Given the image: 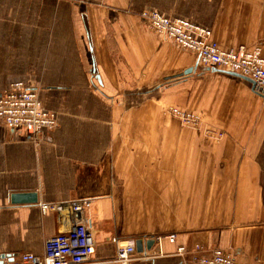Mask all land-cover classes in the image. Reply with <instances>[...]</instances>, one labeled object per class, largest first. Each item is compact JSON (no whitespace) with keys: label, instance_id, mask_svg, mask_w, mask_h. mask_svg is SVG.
Returning a JSON list of instances; mask_svg holds the SVG:
<instances>
[{"label":"crops","instance_id":"1","mask_svg":"<svg viewBox=\"0 0 264 264\" xmlns=\"http://www.w3.org/2000/svg\"><path fill=\"white\" fill-rule=\"evenodd\" d=\"M148 10L264 56V0H0V96L23 82L57 119L36 136L0 123L6 264L44 255L79 218L74 202L95 241L83 264H121L114 236L168 234L175 243L155 241L129 264H183L177 247L196 243L264 264V97L153 31ZM169 106L197 111L200 128L166 116ZM16 193L37 202L15 204Z\"/></svg>","mask_w":264,"mask_h":264},{"label":"built area","instance_id":"2","mask_svg":"<svg viewBox=\"0 0 264 264\" xmlns=\"http://www.w3.org/2000/svg\"><path fill=\"white\" fill-rule=\"evenodd\" d=\"M141 16L147 19L150 28L156 33L173 41L184 50L194 53L199 63L209 69L224 72L239 73L251 78L258 93L264 92V56L259 46L253 49L223 48L211 39V31L201 25L183 18H170L158 11H143ZM170 114L180 120L183 126L199 127L202 115L189 109L169 106ZM0 123L11 129H24L30 135L53 129L57 119L52 111L45 109L33 87H27L23 82H15L4 95L0 96ZM50 206H43L47 211ZM51 208L64 211L63 204L52 205ZM76 218L72 227L46 243V252L42 256L27 252L22 253L7 264H83L91 259L95 250V241L91 227L81 217L84 210L83 202L72 203ZM176 242V234L160 235L154 238ZM116 246V260L121 264H129L136 255L148 258L146 251L137 252L136 239H121L112 237ZM176 254L183 264H243L232 251L223 248L208 249L205 245L196 243L188 248L177 247Z\"/></svg>","mask_w":264,"mask_h":264},{"label":"water","instance_id":"3","mask_svg":"<svg viewBox=\"0 0 264 264\" xmlns=\"http://www.w3.org/2000/svg\"><path fill=\"white\" fill-rule=\"evenodd\" d=\"M190 71H192V69H188L186 71V73H189ZM226 73H228L230 75L237 76V77H241V78L249 81L250 83H252L253 88H255V83L251 78L243 76L239 73H234V72H226ZM261 95L264 97V92ZM12 202L15 204L36 203L37 198H36L35 193H16L12 196ZM154 244H155V239L153 237H151L147 240H144L143 238H137L136 239L137 252L142 253L145 250H151L154 247ZM5 259H6V256L2 255L0 257V264H6ZM10 260H12V259H10ZM10 260H8V261H10Z\"/></svg>","mask_w":264,"mask_h":264},{"label":"rangeland","instance_id":"4","mask_svg":"<svg viewBox=\"0 0 264 264\" xmlns=\"http://www.w3.org/2000/svg\"><path fill=\"white\" fill-rule=\"evenodd\" d=\"M189 110H191L192 112H196V113H198L197 111H195V110H193V109H189ZM164 113L166 114V116H172V117H175V116H173L172 114H170V112L168 111V108H166L165 110H164ZM176 118V117H175ZM178 119V118H177ZM181 125H182V123H181ZM201 125V124H200ZM200 125H199V127H194V126H183L184 128H187V129H189V130H191V131H194L195 129H197V128H200ZM173 209H175V210H177L178 209V207H172ZM146 224H150V223H146ZM159 224V223H158ZM161 224H163V223H161ZM166 224H170L171 226L172 225H174V224H178V225H176L177 227H179V224H181V225H185V228H187V229H199V228H202L204 225H205V223H195V222H187V223H174V222H170V223H166ZM208 225V224H207ZM229 251H232L231 249H228ZM233 252V251H232Z\"/></svg>","mask_w":264,"mask_h":264}]
</instances>
